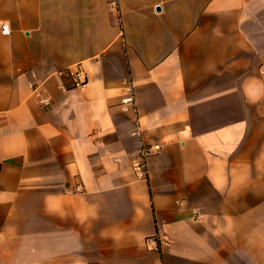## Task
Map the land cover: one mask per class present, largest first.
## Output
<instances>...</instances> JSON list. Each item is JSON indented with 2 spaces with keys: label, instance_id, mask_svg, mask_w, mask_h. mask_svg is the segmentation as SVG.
<instances>
[{
  "label": "crops",
  "instance_id": "0c3cea01",
  "mask_svg": "<svg viewBox=\"0 0 264 264\" xmlns=\"http://www.w3.org/2000/svg\"><path fill=\"white\" fill-rule=\"evenodd\" d=\"M0 264H264V0H0Z\"/></svg>",
  "mask_w": 264,
  "mask_h": 264
},
{
  "label": "built area",
  "instance_id": "2783aa9c",
  "mask_svg": "<svg viewBox=\"0 0 264 264\" xmlns=\"http://www.w3.org/2000/svg\"><path fill=\"white\" fill-rule=\"evenodd\" d=\"M86 78H83V71L78 70L74 74V84L76 88L84 86ZM43 104L46 107L52 106V101L48 97L43 98ZM121 104L125 111H130L135 105V98L132 94L126 95L122 98ZM161 149L160 145H151L143 147L139 152L135 153L132 157V167L135 175L142 180H146L148 177V159L151 155Z\"/></svg>",
  "mask_w": 264,
  "mask_h": 264
}]
</instances>
